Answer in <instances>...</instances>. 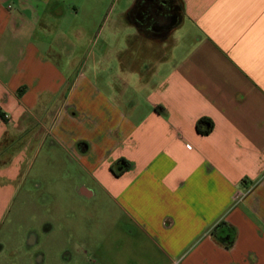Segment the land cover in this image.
Instances as JSON below:
<instances>
[{"label": "crops", "instance_id": "obj_1", "mask_svg": "<svg viewBox=\"0 0 264 264\" xmlns=\"http://www.w3.org/2000/svg\"><path fill=\"white\" fill-rule=\"evenodd\" d=\"M90 1L0 0V228L46 150L143 264H264V0H178L165 38Z\"/></svg>", "mask_w": 264, "mask_h": 264}, {"label": "rangeland", "instance_id": "obj_2", "mask_svg": "<svg viewBox=\"0 0 264 264\" xmlns=\"http://www.w3.org/2000/svg\"><path fill=\"white\" fill-rule=\"evenodd\" d=\"M100 1L105 14L114 2L116 12L131 6L130 0ZM61 155L41 150L31 165L26 192L19 193L1 224L0 264H143L134 240L114 247L111 229L119 218L113 205L101 195L93 201L78 197L79 170Z\"/></svg>", "mask_w": 264, "mask_h": 264}, {"label": "flooded vegetation", "instance_id": "obj_3", "mask_svg": "<svg viewBox=\"0 0 264 264\" xmlns=\"http://www.w3.org/2000/svg\"><path fill=\"white\" fill-rule=\"evenodd\" d=\"M130 14L142 33L165 38L177 25L172 23L180 11L173 0H138Z\"/></svg>", "mask_w": 264, "mask_h": 264}, {"label": "trees", "instance_id": "obj_4", "mask_svg": "<svg viewBox=\"0 0 264 264\" xmlns=\"http://www.w3.org/2000/svg\"><path fill=\"white\" fill-rule=\"evenodd\" d=\"M173 1L177 5L178 10L181 11V4L179 3V1L178 0H173ZM212 129H213V124L207 118L200 119L199 122L197 123V131L200 135H208L212 131ZM121 164L122 163H120V165ZM128 166L129 165H127V168ZM123 170H126V168Z\"/></svg>", "mask_w": 264, "mask_h": 264}, {"label": "water", "instance_id": "obj_5", "mask_svg": "<svg viewBox=\"0 0 264 264\" xmlns=\"http://www.w3.org/2000/svg\"><path fill=\"white\" fill-rule=\"evenodd\" d=\"M177 22H178V18L176 17L172 24L175 25ZM224 240H225V242H230L232 240V238H231V236H227Z\"/></svg>", "mask_w": 264, "mask_h": 264}]
</instances>
